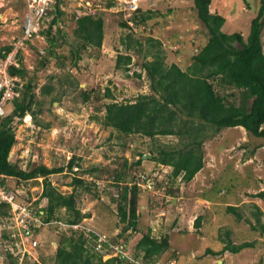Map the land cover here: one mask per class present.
I'll return each instance as SVG.
<instances>
[{"label":"rangeland","instance_id":"374dc122","mask_svg":"<svg viewBox=\"0 0 264 264\" xmlns=\"http://www.w3.org/2000/svg\"><path fill=\"white\" fill-rule=\"evenodd\" d=\"M139 1L144 10H153V17L144 25L131 24V28H123L119 24L128 22L131 17L127 7L118 5L101 10L104 21L102 46L81 50L74 65L71 51L77 48L80 40L74 39L73 12L80 0H63L61 6L65 10L61 11L52 31L56 55L37 73L38 107L35 112L38 108L39 112L35 120L30 116L21 121L14 119L12 123L16 143L10 151L9 161L20 168L28 169L34 164L58 168L65 166L68 158L74 155L81 159L80 167L84 173L93 167L99 170L92 175L82 174L84 180L94 185L88 186V190L79 187L76 204L82 213L89 214L85 218L87 225L106 236H113L122 228L117 206L110 199L119 191V188L111 187L112 172L124 159L128 163L134 162L139 153L150 155V148L155 149L159 144L174 145L177 139L174 136L158 137L153 142L138 135L125 137L111 128L102 127L98 119L104 115V104L110 101L103 97V90L109 88L118 103L132 102L139 95L149 93V82L141 67L148 39L160 42L166 65L175 63L183 70L190 66L191 57L207 41L190 1L138 0V6ZM220 2L228 3L222 30L227 34L241 32L246 38L259 0H216L213 4ZM214 10L213 5L211 12ZM24 16L21 0H0V47L9 45L20 35ZM128 36H131L130 50L125 49ZM134 41L142 44L140 49ZM261 41L264 51V28ZM49 45L46 37L38 33L23 49V64L28 72H33L38 62L47 56ZM118 54L131 55L129 72L115 69ZM44 85L52 88L49 95L40 93ZM93 90L99 91L98 94L92 93ZM89 92L90 98L85 101L83 94ZM96 95H99L98 99H94ZM233 100L238 103L239 95L236 94ZM13 107V102L7 104L8 115ZM204 150L202 170L186 185L178 178L172 182L171 168L142 158L137 170L159 172L161 179L156 181L161 189L157 188L153 193L141 192L139 229L130 231L131 246L139 240V232L145 234L151 230L153 238L168 234L171 241L173 249L161 255L163 262L176 260L175 264H184L188 254L196 252V258L190 259L197 264H218V261L221 264H264V232L256 223L257 214L260 225H264V199L252 197L264 190V141L249 138L240 128L227 129L205 142ZM49 180L61 193L69 194L72 190L73 176L68 171L51 175ZM38 185V181L31 183L32 189ZM168 187L176 193H165ZM227 206L236 207L241 219L228 212ZM57 216L63 221L69 217L64 210ZM197 216L202 217L199 228L193 226ZM62 238L52 228L39 234L41 247L37 255L43 256L44 264L50 263L55 254L54 247ZM227 239L234 244L253 242L254 246L237 254L204 255L207 248L218 252Z\"/></svg>","mask_w":264,"mask_h":264},{"label":"trees","instance_id":"16d2710c","mask_svg":"<svg viewBox=\"0 0 264 264\" xmlns=\"http://www.w3.org/2000/svg\"><path fill=\"white\" fill-rule=\"evenodd\" d=\"M187 1L192 3L195 19L202 26V32L207 40L191 57L190 66L183 70L175 63L166 65L160 42L148 39L145 61L141 67L149 82V93L139 95L132 102L118 103L110 89L105 88L103 97L110 101L104 104V115L98 119L102 127L111 128L125 137L138 135L155 142L158 137L174 136L177 139L176 144H159L155 149L150 148L151 151L148 153L150 160L155 164L171 168L169 176L172 182L180 177V182L185 185L189 184L204 166V143L215 138L221 131L240 128L249 138L264 141V51L261 41L264 28V0H259L256 15L250 21L246 38L241 32L227 34L222 30L226 23L223 15L226 13L228 3L220 2L215 5L213 3L216 0ZM61 2L63 0H58L55 11L48 14L51 19L43 21L44 26H41L39 32L49 41L47 56L38 62L33 72H28L20 50L17 57L21 66L11 70L12 74H17L23 79L24 89L20 97L13 101L12 113L0 119V174L15 178L18 183L42 177L41 197L47 202L42 208L43 220L59 219L58 212L64 210L69 215L65 219L66 223L74 224L82 222L89 215L82 213L77 207L76 195L80 191L79 187L88 190V186L94 185L84 180L82 174L92 175L99 172L97 168L93 167L84 173L85 170L80 167L81 159L74 155L67 160L65 166L58 168L34 164L28 169H22L17 163L9 161L10 151L16 143L12 127L14 119L21 121L26 114H30L35 120L39 112V108L38 112H35L38 107L35 94L37 73L44 70L50 58L56 55L53 49L56 40L52 36V31L61 15ZM140 3L141 1L129 18L131 24L136 26L144 25L154 16L153 10H144ZM111 5L112 2L108 1L107 6ZM213 5L215 10L211 12ZM74 21V39L80 40L77 48L71 51L72 63L75 65L81 50L88 47L101 48L104 21L100 11L95 15L81 16ZM119 25L131 28L126 21ZM127 40L129 42L125 44V49L130 50L131 36H128ZM134 43L141 48L142 44L138 41ZM11 48V44L0 47V56ZM148 57L150 60H147ZM131 63V55L118 54L114 67L127 73ZM135 75L141 77L140 74ZM51 91L52 88L46 85L40 89L44 96L49 95ZM98 92L92 91L95 94ZM236 94L240 99L238 103L233 100ZM83 95L85 101L89 100L90 92ZM98 97L99 95H96L94 99ZM144 154L139 153L134 162L128 163L124 159L119 168L111 174L113 178L111 187L119 188V191L117 196L114 197L112 194L110 199L117 206L119 223L122 224L117 234L109 236L114 239L124 237L129 230L135 232L139 229L140 199L143 191L137 184L136 173ZM251 154H254L253 150ZM74 166L79 167L78 172H72ZM65 171L73 175L72 190L69 194L58 191L49 180L51 175ZM157 188L161 189L155 179V189ZM166 192L173 195L176 193L169 187L165 189ZM252 197L264 199V190ZM38 203L37 201L35 205ZM227 211L241 219L236 207L227 206ZM201 219V216H197L193 226L199 228ZM259 221L256 214V223L264 232V225H260ZM150 232L145 234L139 232L141 235L136 244L132 245L133 250L136 255L139 252L143 253L148 261H160L161 255L172 248L169 236L165 234L157 239L150 236ZM58 236L63 238L57 243L55 254L49 264H94L95 261L97 264H124L117 259L103 260L102 253L95 249L87 250L85 248L87 238L80 231L71 229L60 231ZM127 237L126 241L130 244L133 239L130 240V235ZM224 243L218 252L207 248L204 255L220 256L226 252L237 254L254 246L253 242L234 244L229 239ZM40 247L39 242L37 250ZM38 258L41 264L46 262L39 253Z\"/></svg>","mask_w":264,"mask_h":264},{"label":"built area","instance_id":"2783aa9c","mask_svg":"<svg viewBox=\"0 0 264 264\" xmlns=\"http://www.w3.org/2000/svg\"><path fill=\"white\" fill-rule=\"evenodd\" d=\"M21 1L25 10L21 33L13 39L12 48L0 56V119L9 114L5 110L7 104L20 97L24 86L22 78L11 73L12 69L16 70L20 67L17 54L41 30V26H44L43 21L51 19L48 14L55 11L58 3V0ZM93 1L96 2L90 4L80 0L73 12L74 20L81 16L95 15L101 10L117 8L118 5L127 7L128 15L138 8V0L128 2L126 0H104V3L101 2L102 0ZM108 1L112 2L109 7L107 6ZM60 10L64 11L65 7L60 6ZM128 23L131 25L130 21ZM78 171V166L72 168V172ZM156 177L160 179L159 172L140 171L136 173L137 184L143 191L154 190ZM42 179L39 177L18 183L15 178L0 174V204H2L0 208V264H41L37 255L39 232L47 228H52L56 235H59L60 231L69 229L80 231L87 238L85 248L101 252L103 260L117 259L124 264H175L172 260L148 261L141 252L136 255L131 244L126 241L131 230L127 231L124 237L114 239V237L97 233L87 225L86 219L74 224L57 218H52L50 221L43 220L42 208L47 202L41 197ZM34 181H38L39 185L32 189L31 183ZM117 195L118 193H115L114 196ZM37 201L39 203L35 205ZM2 211L4 213H1Z\"/></svg>","mask_w":264,"mask_h":264},{"label":"crops","instance_id":"0c3cea01","mask_svg":"<svg viewBox=\"0 0 264 264\" xmlns=\"http://www.w3.org/2000/svg\"><path fill=\"white\" fill-rule=\"evenodd\" d=\"M195 176H198V174L197 175H195ZM194 179V178H193ZM148 193H152V192H148ZM200 196H202V195H205V194H199ZM181 198H182V196L180 197V198H178V201L179 200H181ZM205 198H207V197H205ZM149 201V200H148ZM221 202V201H220ZM152 231L154 232L155 230H154V228H152ZM190 231V230H189ZM170 242V244H171V241H169ZM171 249H173V248H171ZM170 250H168V251H166V252H169ZM196 252H193L192 254H188V258H186L185 259V262H184V264H197V263H195L194 261H192V259H190V258H196L195 256H196V254H195ZM192 255V256H191ZM169 257V256H168ZM168 260H170V258L168 259ZM174 261V263H177V261L176 260H173Z\"/></svg>","mask_w":264,"mask_h":264},{"label":"clouds","instance_id":"9594fccd","mask_svg":"<svg viewBox=\"0 0 264 264\" xmlns=\"http://www.w3.org/2000/svg\"><path fill=\"white\" fill-rule=\"evenodd\" d=\"M39 32H40V31H39ZM39 32H38V33H39ZM20 33H21V32H20ZM38 33L34 36L33 39H35V38L38 36ZM17 37H18V36H17ZM12 41H13V40H12ZM11 43H12V42H11ZM11 43H10V44H11ZM29 43H30V42H28L27 45H28ZM27 45H26L24 48H27ZM23 51H24V50L22 49V54H23ZM20 66H21V64H20ZM22 80H23V79H22ZM23 89H24V86H23ZM23 89H22V91H23ZM22 91H21V92H22ZM13 101H14V100H13ZM13 101H12V102H13ZM26 115L31 116L30 114H26ZM26 115L24 116L25 118H26ZM144 155H146V154H144ZM144 155H143V156H144ZM142 158H143V157H142ZM157 165L162 167V165H160V164H157ZM140 171H142V170H140ZM140 171H138V172H140ZM155 179L157 180L158 178L156 177ZM160 179H161V178H160ZM178 180L180 181V177H178ZM140 188H141V187H140ZM141 190H142V189H141ZM142 191H143V190H142ZM154 191H155V187H154V190H153V191H145V192H146V193H148V192H152V193H153ZM143 192H144V191H143Z\"/></svg>","mask_w":264,"mask_h":264},{"label":"water","instance_id":"95a60500","mask_svg":"<svg viewBox=\"0 0 264 264\" xmlns=\"http://www.w3.org/2000/svg\"><path fill=\"white\" fill-rule=\"evenodd\" d=\"M148 158H150V155H144L143 156V159H148ZM218 264H221V261H218Z\"/></svg>","mask_w":264,"mask_h":264},{"label":"bare ground","instance_id":"6f19581e","mask_svg":"<svg viewBox=\"0 0 264 264\" xmlns=\"http://www.w3.org/2000/svg\"><path fill=\"white\" fill-rule=\"evenodd\" d=\"M28 119L30 118V116L28 115V116H26Z\"/></svg>","mask_w":264,"mask_h":264}]
</instances>
